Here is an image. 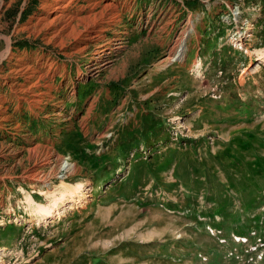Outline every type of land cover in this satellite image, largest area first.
Wrapping results in <instances>:
<instances>
[{"label":"rangeland","instance_id":"1","mask_svg":"<svg viewBox=\"0 0 264 264\" xmlns=\"http://www.w3.org/2000/svg\"><path fill=\"white\" fill-rule=\"evenodd\" d=\"M47 2L0 0V264H264V0Z\"/></svg>","mask_w":264,"mask_h":264},{"label":"bare ground","instance_id":"2","mask_svg":"<svg viewBox=\"0 0 264 264\" xmlns=\"http://www.w3.org/2000/svg\"><path fill=\"white\" fill-rule=\"evenodd\" d=\"M73 1L74 0H48V2L46 3L45 6L50 11L49 13H57L58 14L56 16V19L54 18L55 21H66L67 17H68V15H66V14L68 12L65 14L64 11L69 9V7ZM86 20L87 19H85L84 21H86ZM87 21H89V20H87ZM182 47H183V45H182ZM182 51H183V49L179 50V52L177 53L178 57L181 55ZM104 52H105V50L100 49V50L96 51L95 55L100 56ZM256 54L258 55V60H260V61L264 60V50L256 51ZM201 68H202V65H200L199 62L195 64L194 69H201ZM46 182H47V180H46ZM74 186L70 185V184L67 185L65 183V185H63L61 189H55V190H52L51 192H45V191L42 192L41 191L42 192L41 195H44V196L48 195V197L53 198L51 200L50 204L37 203L35 200H33V198H29V202L31 204L34 203L36 205V210L33 211V213L41 216L42 219L40 221L46 220L47 218H50V219L57 218L61 213L59 211V207L65 205V202L69 198L74 200V198H79V199L82 198L83 199V197H88V195L85 194V183L84 182H79Z\"/></svg>","mask_w":264,"mask_h":264}]
</instances>
